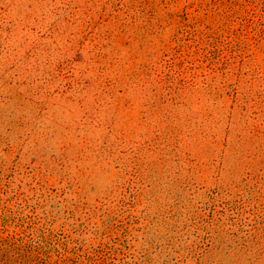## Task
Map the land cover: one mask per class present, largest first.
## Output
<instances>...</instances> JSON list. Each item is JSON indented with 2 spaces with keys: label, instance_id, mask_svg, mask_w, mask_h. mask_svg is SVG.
Listing matches in <instances>:
<instances>
[{
  "label": "rangeland",
  "instance_id": "374dc122",
  "mask_svg": "<svg viewBox=\"0 0 264 264\" xmlns=\"http://www.w3.org/2000/svg\"><path fill=\"white\" fill-rule=\"evenodd\" d=\"M0 264H264V0H0Z\"/></svg>",
  "mask_w": 264,
  "mask_h": 264
}]
</instances>
